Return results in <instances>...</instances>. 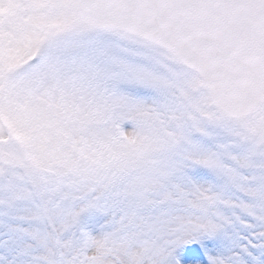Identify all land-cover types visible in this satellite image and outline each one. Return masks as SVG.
I'll return each mask as SVG.
<instances>
[{"label": "snow or ice", "instance_id": "1", "mask_svg": "<svg viewBox=\"0 0 264 264\" xmlns=\"http://www.w3.org/2000/svg\"><path fill=\"white\" fill-rule=\"evenodd\" d=\"M0 264H264V0H0Z\"/></svg>", "mask_w": 264, "mask_h": 264}]
</instances>
